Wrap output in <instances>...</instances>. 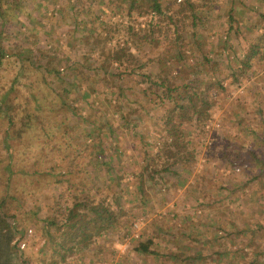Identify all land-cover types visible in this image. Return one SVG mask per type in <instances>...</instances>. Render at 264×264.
Returning <instances> with one entry per match:
<instances>
[{
    "label": "rangeland",
    "instance_id": "374dc122",
    "mask_svg": "<svg viewBox=\"0 0 264 264\" xmlns=\"http://www.w3.org/2000/svg\"><path fill=\"white\" fill-rule=\"evenodd\" d=\"M16 1L17 11L11 10L13 5L9 7V12L7 10L4 14L8 18L0 23V45L5 53L0 67V83L9 84L16 71L14 61H51L62 67L61 76L69 81L74 78L68 65L85 66L84 72L95 73L96 81L105 79L102 81L104 85L96 83V90L91 93L89 100L93 107L78 98L79 92L71 90L70 100L78 113L71 117L60 109L54 118L60 123L52 131L61 137L75 122L80 126V132L71 133L70 141L76 139L84 145L88 141H84V136L91 129L89 123L99 121L101 115L114 128L113 134L105 128V140L101 144L104 152L116 155L114 173L111 174L121 175V179L118 184L115 181L110 183L111 190L118 187L123 190L124 207L128 213L114 233L111 231L97 237V244L93 243L85 251L98 256L96 260L72 255V259L61 264H191L183 257L195 251L199 257L193 264H246L253 257H256V264H264V55L254 60L248 76L239 85L228 84L229 77L222 81L225 90L217 94L218 103L210 111L211 116L203 130L200 131L199 127L188 132L187 138L192 142L190 146L195 156L186 165L187 171L161 172L162 179L154 187H147L141 198L134 193L137 192L134 191L135 173L145 163L139 154L142 149L151 154L157 150V146L151 143L162 135L158 122L169 105L167 100L161 101L155 96L154 87L151 88L150 80H143L142 72H148L150 79L157 77L155 59L177 33H183L180 34L183 42L180 40L179 57L185 64L189 61L202 68L207 63L215 64L219 76H224L230 69L237 71L240 63L234 57L241 55L255 34V27L249 26L264 23L257 15L258 11L264 13V0H159L163 9L161 13L151 8L150 0ZM190 4L195 6L194 10ZM230 13L235 19L233 22L229 20ZM194 14L198 17L192 24ZM230 24L233 28L226 34ZM106 27H110L111 36ZM69 29L72 31L67 32ZM143 33L148 35L146 41L142 40ZM121 45L128 46L135 53L138 60L131 62L130 66L135 65L137 69L135 73H122L114 84L115 81H111L99 65L107 51ZM100 47L104 48L103 54L99 53ZM139 63L142 66L139 67ZM64 64L67 66L63 68ZM171 73L180 74V79L189 75L181 62L171 69ZM37 74L26 72L31 80ZM206 75L205 71L199 73V77ZM45 76L49 86L60 87L61 83L51 72H46ZM41 80L34 82L33 86L39 88L48 100L53 99V92ZM119 83L122 92L117 97L115 85ZM116 97L126 110L128 105H143L138 110L141 118L136 125V133L142 134L141 139L123 132L118 125L119 114L113 112ZM62 137L61 143L68 138ZM31 145L34 149L44 146L40 138H34ZM78 147L74 146V149ZM36 150L32 149L28 157L20 155L18 160L16 156L8 159L9 163L17 162L19 170L23 169V172L17 171L11 176V185L17 188L16 198L5 199L16 212L17 222L26 228L24 234H17L26 240L25 247L21 249L16 245L26 264H46L49 250L44 246V221L37 215L52 212L53 205L45 211H39L40 206L45 200L51 202L50 196L62 189L61 185H55L54 175L63 168L53 163L51 153L39 154V150L35 153ZM35 159L37 163L34 165ZM85 165L81 175L90 178L94 173L96 177L90 178L91 182L78 193L104 194L108 190L104 187L105 170L94 172L95 166ZM33 168L37 172L33 173ZM43 173L47 176L41 177ZM30 180L35 184L41 181L43 186L28 188ZM72 190L65 191L61 206L69 204ZM123 227H128L126 233L121 232ZM138 237H152L150 248L154 252H136L132 247ZM180 240H185L189 248L180 249ZM235 250H242L243 255ZM213 251L221 252V255Z\"/></svg>",
    "mask_w": 264,
    "mask_h": 264
},
{
    "label": "trees",
    "instance_id": "16d2710c",
    "mask_svg": "<svg viewBox=\"0 0 264 264\" xmlns=\"http://www.w3.org/2000/svg\"><path fill=\"white\" fill-rule=\"evenodd\" d=\"M17 4L16 0H0V23L3 24L8 18L4 14L7 10L9 12V7L13 5L11 10L13 12L17 11ZM150 4L155 12H162V4L159 0H150ZM189 6L192 10L195 9L192 4ZM257 15L261 21L264 20L262 11H258ZM197 17L195 14L193 15L192 22L194 23L192 24H195ZM228 17L231 22L235 21L231 13L228 14ZM169 18L171 19V17ZM249 27H255V34L248 41L247 47L242 50L241 55L234 57L240 63L237 71L230 69L225 72V75L223 74L224 76H219V71L215 64L207 63L204 68L189 61L185 64L184 59L179 57L180 43L183 42L180 34L182 35L183 33H177L163 47L162 53L155 59L157 62L156 71H158L157 77L150 79L151 75L148 72H142L143 80H150L151 88L154 87L155 96L160 98L161 101L167 100L169 105L162 115V120L158 122L159 124L161 123L160 131L162 135H159L156 141L151 143L157 146V150L151 154L147 150L142 149L139 154L140 159L145 160L142 169L137 171L134 177V191H137L134 193L139 198L144 194L147 187H154L162 179L161 172L178 173L180 170L184 171V169L187 171L186 165L195 156L194 149L190 146L192 142L187 138L188 132L191 133V131L199 127L200 131L203 130L205 122L211 116L210 111L218 103L217 94L225 90L222 81L229 77L228 84L239 85L241 80L248 76L254 60L264 55V23L253 24ZM75 28H78V25H75ZM232 28L233 26L230 24L225 31L226 34ZM106 30L109 31L111 36L110 27H106ZM71 31L69 29L67 32ZM137 36L140 37L139 35ZM141 37L142 40L146 41L148 35L143 33ZM224 43L226 42L224 41ZM168 46L169 48H167ZM99 53H104L103 47L99 48ZM4 57L5 53L0 45V67L4 63L2 61ZM170 59L176 61L171 62ZM136 60L138 59L135 53L128 46L121 45L118 49L107 51L104 61L99 67L103 68V71L110 76L111 81H115L116 77L121 78V74L126 71L135 73L137 67L135 65L130 66V63H134ZM227 61H230V59ZM227 61L225 63L226 66H228ZM14 62L16 71L9 79V84L6 85L7 82L0 83V264H26L25 258L21 256V252L19 253L17 247L18 240L22 239L17 234H24L26 228H23L17 222L16 212L11 209L5 198H16L14 193L17 192V188L11 185V176L15 175L17 171L23 172V169L19 170V167H17V162L9 163L8 159L10 160L16 156V160H18L20 155L31 156L32 149L39 150V154L45 153L48 155V153H51L53 163L63 168H60L54 175L55 185H61L62 189L56 195L53 193V196H50L52 201L45 200V205L42 203L39 209V211H45L48 206L53 205L52 212L49 215H37L39 219L44 221V246H46L45 249L49 250L46 264H61L68 259H72V255L75 258L84 259V256H88L96 260L98 256H94L93 253H85V251L93 243L97 244V237L111 231L114 233L119 228L121 219L126 218L128 213V210L124 207L125 197H122L123 190L120 187L116 190H111L113 186L110 183L115 181V184H118L121 179V175L113 176L111 174L112 171L114 173L113 161L116 162V155L107 154L102 147L105 140L103 137L105 128L113 134V125L102 115L99 121L95 122L92 120L94 125L89 123V128L91 129H87L88 132L84 136V141H88L84 145L81 142L78 143L76 139L72 141L73 143L70 141L71 138L69 136L71 133L75 135L80 132V126L75 122L71 123L68 130L61 135V137H68L67 140L64 139L63 143L60 142L61 137L54 135L52 130L60 123L58 119L54 120L56 118L55 114L60 109H64L71 117L78 113V110L70 100L71 90L79 92L78 98L84 100L86 104L90 103L93 107L92 102L89 100L91 93L95 92L96 83L97 85H104L102 81L105 79L100 78L96 81L95 73L84 72L85 66L79 67L76 64L63 65V68L67 66L70 69L72 78H74L69 81L61 76L62 67L52 64L51 61L45 63L37 61ZM178 62L185 65L187 72H189L187 77L180 79V74L171 73V69H174L176 64H179ZM106 66L109 69H106ZM140 66H142L141 63H139ZM27 71L38 74L35 79L31 80L26 76ZM202 71L206 72L207 75L205 77H199V73ZM46 72H51L58 82L61 83L58 89L47 84ZM40 78L53 92V99L48 100L39 88H36L35 85L33 86V83L40 80ZM115 86H117V91L114 93L118 97L119 92H122V87L120 83ZM117 97L115 100H117ZM113 107V112L119 114L118 125L121 126L123 132L130 133L133 137L141 139L142 134L136 133V125L141 118L138 110L142 109L143 105L139 103L128 105L126 110L121 105L120 99H118L116 106ZM30 132L32 133L30 134ZM34 138L42 139L44 146L40 145L34 149L31 145ZM72 144L79 147L74 149ZM45 146L46 148H44ZM37 150L35 153H37ZM3 151L7 153L4 154ZM36 163L35 159L33 164L35 165ZM84 164H86L85 166L90 164L96 167L95 170L92 168V173L93 170L94 172L96 170L99 172L100 169L105 170L104 187H107L108 190L104 194L95 196L91 195L90 192L78 193L79 189H83L91 182L90 178L96 177L94 173L90 178L81 175L82 171L85 170L83 168ZM35 171L37 172L36 168H33L32 172L34 173ZM25 172L28 173V171ZM40 176L46 177L47 174L43 173ZM31 182L32 180L28 181V188L40 189L43 186L41 181L39 184ZM71 188H73L72 199L68 205L63 207L61 206V200L65 191H69ZM10 189L11 193H9ZM127 231L128 227H123L121 232L126 233ZM136 240L132 247L136 252H154L150 248L152 237L143 239L138 237ZM178 247L180 249L184 247L188 249L189 245L185 240H180ZM236 250V253L243 255L242 250ZM94 251L98 252L97 249H94ZM213 252L221 255V252ZM198 254L197 251L193 254H185L183 259L185 262L193 264L195 259H198ZM222 255H224V252ZM256 263V257H253L246 264ZM225 264L229 263L225 262Z\"/></svg>",
    "mask_w": 264,
    "mask_h": 264
},
{
    "label": "built area",
    "instance_id": "2783aa9c",
    "mask_svg": "<svg viewBox=\"0 0 264 264\" xmlns=\"http://www.w3.org/2000/svg\"><path fill=\"white\" fill-rule=\"evenodd\" d=\"M236 169H238V168H236ZM28 232H30V230H28ZM25 245H26V240H25V239H20V240H18V246H19L21 249H23V248L25 247Z\"/></svg>",
    "mask_w": 264,
    "mask_h": 264
}]
</instances>
